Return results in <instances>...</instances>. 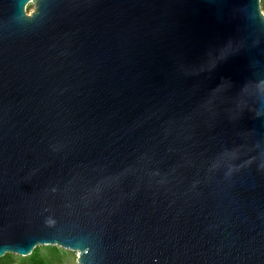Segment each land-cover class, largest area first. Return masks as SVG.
Returning <instances> with one entry per match:
<instances>
[{
	"label": "water",
	"instance_id": "water-1",
	"mask_svg": "<svg viewBox=\"0 0 264 264\" xmlns=\"http://www.w3.org/2000/svg\"><path fill=\"white\" fill-rule=\"evenodd\" d=\"M260 3L0 0V258L264 264Z\"/></svg>",
	"mask_w": 264,
	"mask_h": 264
},
{
	"label": "rangeland",
	"instance_id": "rangeland-1",
	"mask_svg": "<svg viewBox=\"0 0 264 264\" xmlns=\"http://www.w3.org/2000/svg\"><path fill=\"white\" fill-rule=\"evenodd\" d=\"M261 10L264 14V0H261ZM34 10V6L29 4L26 8V14L30 15ZM43 247V246H42ZM57 247V246H52ZM40 254L39 264H78L77 253L70 250L57 247V250L42 249ZM13 256L10 262H0V264H35L28 259L31 255L24 257L25 259H19V256L15 254H8ZM24 261V263L22 262Z\"/></svg>",
	"mask_w": 264,
	"mask_h": 264
},
{
	"label": "trees",
	"instance_id": "trees-1",
	"mask_svg": "<svg viewBox=\"0 0 264 264\" xmlns=\"http://www.w3.org/2000/svg\"><path fill=\"white\" fill-rule=\"evenodd\" d=\"M52 249V250H57V247H52V246H43V247H38L36 248L31 256L28 258L32 263L39 264L38 262L41 260L40 254L42 249ZM13 256L6 254L5 256L0 258V262H10ZM19 259H25L24 257H19ZM24 263V261H22Z\"/></svg>",
	"mask_w": 264,
	"mask_h": 264
}]
</instances>
